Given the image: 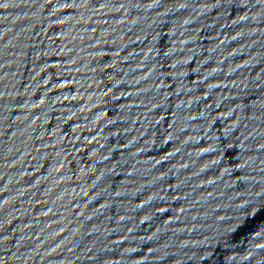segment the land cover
Returning <instances> with one entry per match:
<instances>
[{
    "label": "water",
    "instance_id": "obj_1",
    "mask_svg": "<svg viewBox=\"0 0 264 264\" xmlns=\"http://www.w3.org/2000/svg\"><path fill=\"white\" fill-rule=\"evenodd\" d=\"M0 264H264V0H0Z\"/></svg>",
    "mask_w": 264,
    "mask_h": 264
}]
</instances>
